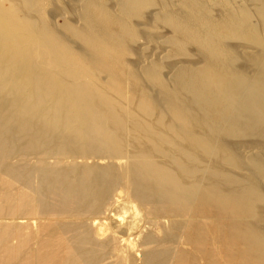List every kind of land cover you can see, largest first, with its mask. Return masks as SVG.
<instances>
[{"label": "bare ground", "instance_id": "6f19581e", "mask_svg": "<svg viewBox=\"0 0 264 264\" xmlns=\"http://www.w3.org/2000/svg\"><path fill=\"white\" fill-rule=\"evenodd\" d=\"M0 264H264V0H0Z\"/></svg>", "mask_w": 264, "mask_h": 264}]
</instances>
